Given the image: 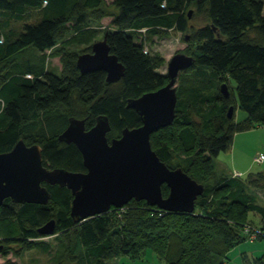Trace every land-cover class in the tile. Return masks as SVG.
<instances>
[{
    "label": "trees",
    "instance_id": "1",
    "mask_svg": "<svg viewBox=\"0 0 264 264\" xmlns=\"http://www.w3.org/2000/svg\"><path fill=\"white\" fill-rule=\"evenodd\" d=\"M105 18L111 21L104 37L126 67L114 84L107 83L104 71L82 73L77 65L80 54L92 52ZM197 18L204 20L202 26L193 24ZM172 32L189 34L193 50L187 55L195 63L178 78L173 125L153 133L151 143L171 169L181 167L204 184L196 210L166 212L133 200L77 223L71 217V191L47 185L51 198L46 205L5 201L1 256L12 253L22 259L30 247L49 253L52 245L37 240L55 236L60 256L53 264H108L121 257L137 261L147 251L166 264H225L239 245L264 242V205L255 191L264 193V173L228 175L216 163L238 133L264 127L261 0H0V154L23 139L41 146L49 168L86 172L78 147L59 139L70 118L86 120L91 129L99 116H107L109 140L121 137L126 128L140 127L142 120L127 107L128 100L169 82L157 71L160 62L149 45ZM82 46L81 53L74 50ZM51 58L59 59L60 74L49 69ZM224 83L229 98L220 90ZM238 105L247 117L237 122ZM163 194H169L166 185ZM52 220L55 234L41 235L39 229ZM2 264L22 263L7 258ZM242 264H264V254H244Z\"/></svg>",
    "mask_w": 264,
    "mask_h": 264
},
{
    "label": "water",
    "instance_id": "2",
    "mask_svg": "<svg viewBox=\"0 0 264 264\" xmlns=\"http://www.w3.org/2000/svg\"><path fill=\"white\" fill-rule=\"evenodd\" d=\"M195 63L185 53L175 54L168 62L169 82L157 91L129 99L142 120L137 128H126L121 137L109 140L112 130L109 118L99 116L96 125L87 129L86 120L70 118L60 141L74 144L83 156L86 172L49 168L44 164L40 145L29 146L22 139L9 152L0 154V210L5 200L16 204L46 205L51 193L47 185L67 187L73 196L71 217L77 223L123 208L131 201H146L149 206L175 213H193L205 186L190 177L183 168L171 169L160 159L151 143L153 133L172 126L178 102L177 83L180 74ZM77 65L82 73L104 71L107 83L119 82L126 67L111 53L107 35L93 44L91 53L80 54ZM221 92L230 97L229 87ZM234 107L229 109L232 118ZM169 189L163 194V186ZM56 232L52 220L39 229L43 236Z\"/></svg>",
    "mask_w": 264,
    "mask_h": 264
},
{
    "label": "rangeland",
    "instance_id": "3",
    "mask_svg": "<svg viewBox=\"0 0 264 264\" xmlns=\"http://www.w3.org/2000/svg\"><path fill=\"white\" fill-rule=\"evenodd\" d=\"M264 2V0H261ZM110 18H105L102 21V27L100 34L96 38L95 42L101 41L104 38V32L107 27L110 25ZM195 26H202L204 24V20L202 18H197L193 21ZM13 27L17 30L22 28L21 22H13ZM149 48L151 50L152 55L155 56L156 60L160 62L158 72L164 75L168 73V62L170 59L177 53H190L189 50H193V47L190 43V37L187 33H180V32H172V34L167 38H155L154 43ZM85 49L84 46L82 47H75L74 50L78 52H82ZM49 69L52 73L60 74L61 64L59 59H54L49 63ZM231 86L236 88V84L233 80L230 81ZM178 86V83H177ZM247 117V113L243 111L239 105L235 112V120L243 121ZM236 147V156L239 157V154L246 160L253 161V169L248 171L249 173H264V162L258 163L255 162L256 157L260 156L261 154L264 155V127H258L251 131L242 132L237 137V144ZM244 153V155L241 153ZM232 150L223 152L216 158V161H220L224 166L230 170V164L233 160ZM219 159V160H218ZM177 158L174 159L173 165L177 167ZM216 162V163H217ZM218 165H220L218 163ZM246 172V176L249 174ZM258 194V202L259 204L264 205V193L260 190H255ZM250 219L255 220L257 223L259 218L250 213ZM37 241H44L52 245V249L49 253H43L39 249L35 247H30L23 252L22 259H16L12 253H10L7 258H11L12 260H16L22 264H53L54 259L59 257V250L58 241L56 240L55 236L46 237L41 240ZM32 242H36V240H32ZM13 247H16L14 245ZM18 248V247H16ZM247 253L250 257H260L264 254V242H255L250 243L245 242L235 249H233L226 260H224L225 264H241L242 263V254ZM7 258L0 255V264L4 263ZM108 264H166L163 260H160L157 255L153 254L151 251H147L145 255H143L141 260L133 261L129 257H121L114 260L109 261Z\"/></svg>",
    "mask_w": 264,
    "mask_h": 264
},
{
    "label": "crops",
    "instance_id": "4",
    "mask_svg": "<svg viewBox=\"0 0 264 264\" xmlns=\"http://www.w3.org/2000/svg\"><path fill=\"white\" fill-rule=\"evenodd\" d=\"M54 59H58V58H51L50 60H49V62H48V65H49V63H50V61H52V60H54ZM49 67V66H48ZM240 135V133H238L236 136H235V138H234V142H233V146H232V148H231V150H232V154L234 155L233 156V160H232V162H231V164H230V170L229 169H227L225 166H224V164H222L220 161H216L217 163H219L220 164V166L222 167V169H223V172L224 173H226V174H228V175H233V173L235 172V171H238V172H241V173H244V174H246V172H248V171H250V170H252L253 169V161H250L249 162V160H246L245 159V156H244V158L239 154V157H237L236 156V154H235V152H236V145L235 144H237V137ZM230 150V151H231ZM241 153L244 155V153L242 152V150H241ZM219 160V159H218ZM251 172V171H250ZM249 173V172H248ZM244 254H246V255H248V256H250L249 254H247V253H243L242 254V256L244 255ZM253 258H256V257H253ZM242 264V263H241Z\"/></svg>",
    "mask_w": 264,
    "mask_h": 264
},
{
    "label": "built area",
    "instance_id": "5",
    "mask_svg": "<svg viewBox=\"0 0 264 264\" xmlns=\"http://www.w3.org/2000/svg\"><path fill=\"white\" fill-rule=\"evenodd\" d=\"M255 162L263 163L264 162V155L261 154L260 156L256 157ZM235 176H241V173L236 172ZM166 212H168V211H166ZM251 238L254 240L256 238V236L252 235Z\"/></svg>",
    "mask_w": 264,
    "mask_h": 264
},
{
    "label": "flooded vegetation",
    "instance_id": "6",
    "mask_svg": "<svg viewBox=\"0 0 264 264\" xmlns=\"http://www.w3.org/2000/svg\"><path fill=\"white\" fill-rule=\"evenodd\" d=\"M11 200V199H10ZM6 201V200H5ZM11 202H12V200H11Z\"/></svg>",
    "mask_w": 264,
    "mask_h": 264
}]
</instances>
